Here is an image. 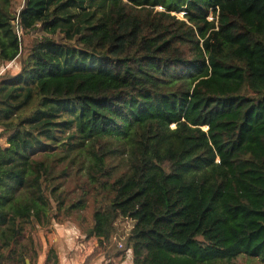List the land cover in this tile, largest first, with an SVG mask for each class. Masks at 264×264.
Instances as JSON below:
<instances>
[{"label": "trees", "instance_id": "trees-1", "mask_svg": "<svg viewBox=\"0 0 264 264\" xmlns=\"http://www.w3.org/2000/svg\"><path fill=\"white\" fill-rule=\"evenodd\" d=\"M13 22L47 36L23 53ZM21 53L0 76V264L89 203L99 244L132 222V264H264V0H0V63Z\"/></svg>", "mask_w": 264, "mask_h": 264}, {"label": "crops", "instance_id": "crops-1", "mask_svg": "<svg viewBox=\"0 0 264 264\" xmlns=\"http://www.w3.org/2000/svg\"><path fill=\"white\" fill-rule=\"evenodd\" d=\"M21 242L26 247V255L12 264H132L130 250L107 256V249L101 248L104 242L99 244L97 238L86 237L69 221L52 220L47 226L35 224L29 234L25 232Z\"/></svg>", "mask_w": 264, "mask_h": 264}, {"label": "rangeland", "instance_id": "rangeland-1", "mask_svg": "<svg viewBox=\"0 0 264 264\" xmlns=\"http://www.w3.org/2000/svg\"><path fill=\"white\" fill-rule=\"evenodd\" d=\"M23 5V0H13V11L18 12ZM178 17H181V14H178ZM13 30L16 32L17 36L20 39L21 44V50L27 51V49L34 43L35 40H38L41 37L47 36L45 32L38 26L33 30L24 32L22 31L19 26H17L16 22H13ZM56 39V37H54ZM23 53L20 54V56L10 63H0V76H3L4 74H9L10 76L15 75L19 69H20V58L23 55ZM7 135H1L0 134V146L3 147L5 145V139ZM64 168L63 165L59 166L58 169ZM75 166L71 165V167L67 168V174L63 178V187L65 191L69 193L67 199H74L79 194V184L84 182V170H80L75 174ZM52 206H54L52 204ZM92 205L91 203L88 204V206L82 210V211H76L71 214L69 217V220H67L64 216L57 217L58 221H61L62 223H66L67 221L74 223L75 225H78L80 230L86 231L89 227H91L92 224ZM66 221V222H63ZM37 225V224H36ZM132 226V222L127 219H118L114 224V231L112 234L111 239L109 242H105V245H101V248L106 250L107 256L112 255H120L125 250V240L127 237V234ZM29 230H27V234H29ZM109 247V248H108ZM232 264H262L258 259H252L247 258L243 254H237Z\"/></svg>", "mask_w": 264, "mask_h": 264}]
</instances>
